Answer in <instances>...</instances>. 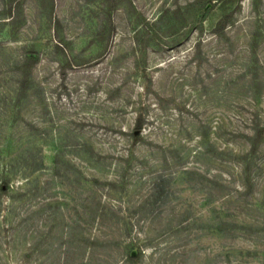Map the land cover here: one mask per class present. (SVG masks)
Returning <instances> with one entry per match:
<instances>
[{
	"label": "rangeland",
	"instance_id": "rangeland-1",
	"mask_svg": "<svg viewBox=\"0 0 264 264\" xmlns=\"http://www.w3.org/2000/svg\"><path fill=\"white\" fill-rule=\"evenodd\" d=\"M0 264H264V0H0Z\"/></svg>",
	"mask_w": 264,
	"mask_h": 264
},
{
	"label": "trees",
	"instance_id": "trees-1",
	"mask_svg": "<svg viewBox=\"0 0 264 264\" xmlns=\"http://www.w3.org/2000/svg\"><path fill=\"white\" fill-rule=\"evenodd\" d=\"M228 16H229V14H226V15H225V18H227ZM223 18H224V17H223ZM223 18H222V19H223ZM222 19L218 22V24H220V23L222 22ZM217 27H218V26H217ZM217 27L215 26L214 28L216 29ZM222 29H223V28H222Z\"/></svg>",
	"mask_w": 264,
	"mask_h": 264
}]
</instances>
